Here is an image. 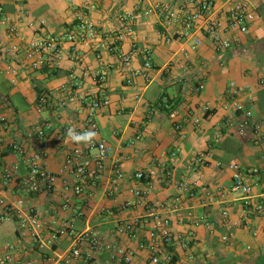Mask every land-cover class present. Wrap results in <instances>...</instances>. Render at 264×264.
<instances>
[{"label": "crops", "instance_id": "crops-1", "mask_svg": "<svg viewBox=\"0 0 264 264\" xmlns=\"http://www.w3.org/2000/svg\"><path fill=\"white\" fill-rule=\"evenodd\" d=\"M160 1L178 5L184 0H93L95 11L86 9V0H0L5 13H0V199L8 203L23 200L26 207H34L43 228L42 236L34 241L20 236L16 220L0 222L3 264H82V259L71 256L77 242V247L84 254H93L99 264H125L121 258L125 255L132 257L129 264H151L150 254L141 248V243L148 241L154 220L144 205L128 206L130 202H139L138 191L152 204L181 199L178 211L170 215L172 230L189 239L191 244L188 250L181 245L171 248L179 264H264V209L257 212L254 207H244L241 193L232 189V171L219 170L216 166L220 162L237 163L244 168L262 169L257 177L247 180L258 182L252 202L264 207V127L258 137L255 133L256 126L264 122L261 84L264 79V0H245L250 4L249 32L228 51L220 50L200 34L203 45L196 51L191 47L194 40L186 45L167 44L158 18L143 16L146 7ZM214 1L227 6L242 0ZM136 7L141 10L135 28L136 40L152 49L153 81L148 84L138 77L132 85L126 82L128 70L144 68L141 55L128 67L118 66L109 75L106 91L110 105L95 116L99 127L95 141L107 143L109 159L95 185L85 183L81 196L67 194L71 207L65 210L64 185L78 182L72 172L64 171L66 157L75 148L86 150L88 146L70 141L66 130L69 127L78 132L89 130V111L81 102L57 110V90L68 85L70 76L75 73L82 83L78 90L80 96L101 95L103 87L84 78V72L88 69L89 73H95L103 63L116 62L119 51L129 52L131 38L118 48L112 46L106 36L118 29L121 16ZM20 11L26 16V24L22 25L26 40L34 36L29 23L36 27L45 24L46 30L60 33L71 29L81 12L89 14L97 24L100 36L92 47L79 48L75 60L73 49H68L58 68L32 71L26 65H17L7 53L18 40L9 37L2 21L6 16L14 25ZM99 53L103 55L102 62L97 59ZM9 63L17 66L16 76L4 73ZM200 82L205 90L197 94L193 88ZM232 82L243 89L240 100L254 113L253 124L244 135L239 132L244 114L233 108L225 109L232 103ZM42 92L50 96L47 104L40 107ZM163 98L169 99L171 109L159 111L147 123L146 103L155 104ZM208 104L212 110L205 112ZM46 123H52L54 128L47 140L43 163L57 176L58 182L51 193L27 196L19 182L4 180V171L18 167L19 177L28 174L24 157L13 152L11 145L26 144V134ZM177 125L181 127L179 132ZM218 134L221 139L216 142ZM96 155V150H89L79 162L95 171ZM200 155H209L208 165L192 173L190 169ZM115 166L123 174L122 179L114 174ZM151 169L159 171L157 179H137L139 172ZM165 169L174 172L173 180L163 177ZM185 174L195 188L192 197L181 195L177 188ZM81 212L83 215L79 217ZM124 222L138 223L136 237L120 232ZM65 226L74 229V236L52 242L50 234ZM86 231L103 239L104 250L92 253L89 243L77 238ZM120 251L124 255L119 254Z\"/></svg>", "mask_w": 264, "mask_h": 264}, {"label": "built area", "instance_id": "built-area-1", "mask_svg": "<svg viewBox=\"0 0 264 264\" xmlns=\"http://www.w3.org/2000/svg\"><path fill=\"white\" fill-rule=\"evenodd\" d=\"M86 9L88 11H95L96 6L93 0H86ZM144 17L156 16L159 20L160 27L163 30V37L167 44L175 42L186 45L190 40H194L192 50L196 51L203 45V40L198 37L204 35L212 41L220 50L228 51L233 49L241 42L242 35L249 32V2L242 0L234 2L229 5L220 6L214 0H184L181 4L173 5L170 2L160 1L153 3L143 10ZM0 13H4V8L0 7ZM141 13L140 7H136L134 11L125 13L119 18V27L107 33L106 39L112 41V46L116 45L118 48L127 39L133 40L129 52H120L117 55L116 62L103 63L102 68L95 73H89L88 69L84 72V78H90L99 86L103 87L100 96H80L78 90L82 86L80 79L75 73L70 76L71 81L68 85H64L61 89L57 90L58 103L57 110H64L72 105L81 102L86 104L89 111L88 126L89 130H94L99 134V127L95 122V116L99 111L109 107L110 97L106 91V85L109 80V75L119 66L128 67L133 63L138 55H141L144 60V68L142 70H128L127 83L132 85L134 79L141 77L148 84L153 81L152 74L155 72L154 59L152 49L145 43L139 44L136 40L135 28L138 23V16ZM2 24L7 26L10 38L17 39L18 42L11 46L7 53L14 58L17 65H26L32 71L53 70L58 68L63 60L66 58L67 50L73 49L75 60L78 55V49L81 47H92L98 40L100 34L97 24L90 18L86 12H81L77 16L73 27L68 31L54 33L46 30L42 24L36 27L34 23H29L28 27L33 29V38L30 40L25 39L22 30V25L26 24V16L23 11H20L15 18V24H11V19L4 17ZM117 48V49H118ZM188 58V55H186ZM97 59L102 62L103 55L98 54ZM186 69L185 65H182ZM6 75L16 76L18 74L17 66L9 63L4 70ZM15 82V81H14ZM264 87V79L261 81ZM193 90L199 94L205 90L203 83H197ZM243 89L236 83L230 84V97L232 99L231 105H226L225 109L233 110L237 113H243L244 119L240 122L239 132L244 135L248 129L251 128L254 120V113L252 110L246 109L241 102L240 98ZM49 95L42 94L39 98L40 107L47 104ZM147 117L146 122H150L159 111H168L171 109V103L168 98H163L160 102L155 104L146 103ZM205 112L212 110L208 104L204 107ZM199 123L198 120L195 121ZM264 127V122L258 124L255 128L256 136L260 135L261 129ZM54 125L46 123L33 127L26 134V144L15 143L11 145L13 152L24 157V161L28 168V174L24 177H19V169L15 167L13 170L5 169L4 180L7 183L17 181L22 192L27 196H37L43 193H51L55 190L58 178L51 173L44 165V157L48 148V137L53 131ZM181 127L176 126V131L179 132ZM78 132V131H77ZM221 135L216 136V142H219ZM259 143V138L256 144ZM32 149V152L30 151ZM89 150H96L95 157V171L89 170L85 165L81 164L79 160ZM102 153V155H100ZM209 155H200L197 157L195 163L192 165L190 171L197 173L203 166L208 165ZM109 159V148L107 143L93 141L85 149L75 148L68 154L65 161V172H72L78 179L75 184L66 182L64 185L65 201L63 209L69 210L71 207L68 193L74 196H81L84 191V184L91 183L95 185L100 178L101 173L105 170L106 162ZM217 168H228L233 173L232 189L235 192L241 193L244 207L250 209L255 208V211L261 212L264 207L262 205L255 206L252 202V195L254 187L258 182L249 183L248 178L257 177L262 169L260 168H244L240 164L225 165L217 163ZM163 177L167 180H173L175 174L172 170H163ZM114 174L117 178L122 179L123 174L120 169L115 166ZM157 169H151L147 172H139L137 179L144 181L157 179L159 177ZM195 184V183H194ZM178 191L181 195L186 197L193 196L195 188L189 183L188 175L185 176L177 183ZM138 201L128 203V206L136 207L138 204L144 205L151 213L154 220V229L148 234V241L141 243V248L148 251L150 254L151 264H179L175 260L171 248L175 245H181L184 250H188L191 242L185 239L182 235L176 234L172 230V221L170 215L178 211L181 199L177 198L174 201H167L162 203L152 204L145 195L141 192H136ZM83 213H79L82 217ZM227 214H224L226 217ZM16 220L19 226V233L23 239L38 240L42 236L43 228L39 213L34 207H26L25 201L20 200L18 203H8L4 199H0V222H8ZM138 223L124 222L120 227V232L128 235L130 238L136 237V230ZM74 236V229L72 227H63L50 234V240L56 242L63 237ZM81 241L89 243L92 253H99L105 248V243L97 234L86 231L77 237ZM78 244V242H77ZM75 245L71 251V256L77 259H82V264H99L93 254H84L78 245ZM12 249V247H10ZM119 254L124 255L122 251ZM124 258L122 263H131L132 257L129 255L121 256ZM192 258V256H191ZM122 261V259H121ZM4 260L0 258V264ZM69 263V262H68ZM67 263V264H68ZM61 264V263H54Z\"/></svg>", "mask_w": 264, "mask_h": 264}, {"label": "clouds", "instance_id": "clouds-1", "mask_svg": "<svg viewBox=\"0 0 264 264\" xmlns=\"http://www.w3.org/2000/svg\"><path fill=\"white\" fill-rule=\"evenodd\" d=\"M66 136L69 138L70 141H72L78 146L80 145L87 146L95 140L97 136V132L94 130L77 132L75 128L69 127L66 130ZM100 155H102V153H100Z\"/></svg>", "mask_w": 264, "mask_h": 264}, {"label": "trees", "instance_id": "trees-1", "mask_svg": "<svg viewBox=\"0 0 264 264\" xmlns=\"http://www.w3.org/2000/svg\"><path fill=\"white\" fill-rule=\"evenodd\" d=\"M42 94H43V92L41 93V95H42ZM41 95H40V96H41ZM144 181H146V180H144ZM175 260H176V259H175Z\"/></svg>", "mask_w": 264, "mask_h": 264}, {"label": "rangeland", "instance_id": "rangeland-1", "mask_svg": "<svg viewBox=\"0 0 264 264\" xmlns=\"http://www.w3.org/2000/svg\"><path fill=\"white\" fill-rule=\"evenodd\" d=\"M17 99V98H16Z\"/></svg>", "mask_w": 264, "mask_h": 264}]
</instances>
